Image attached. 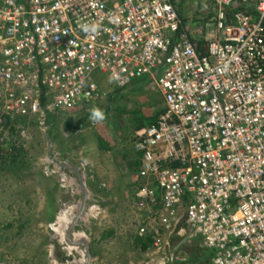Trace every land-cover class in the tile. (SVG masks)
<instances>
[{
	"label": "built area",
	"instance_id": "2783aa9c",
	"mask_svg": "<svg viewBox=\"0 0 264 264\" xmlns=\"http://www.w3.org/2000/svg\"><path fill=\"white\" fill-rule=\"evenodd\" d=\"M213 4L199 47L173 0H0V122L101 105L146 78L162 94L134 142L142 264L186 263L173 238L202 240L210 264H264V0Z\"/></svg>",
	"mask_w": 264,
	"mask_h": 264
},
{
	"label": "rangeland",
	"instance_id": "374dc122",
	"mask_svg": "<svg viewBox=\"0 0 264 264\" xmlns=\"http://www.w3.org/2000/svg\"><path fill=\"white\" fill-rule=\"evenodd\" d=\"M176 4L190 20L193 34L214 37L212 0ZM111 97L96 109L104 119L93 118V113L83 118L57 113L53 123L47 114L2 117L0 264L82 263L86 257L69 252L55 227L61 214L84 199L85 215L95 210V219L79 222L74 232L84 235L92 264H142L150 257L152 246L143 257L134 247L139 226L134 216L135 179L140 171L134 142L141 122L157 116L163 96L155 85L144 84L130 87L114 101ZM81 121L78 133L69 129ZM69 165L81 172L82 182Z\"/></svg>",
	"mask_w": 264,
	"mask_h": 264
},
{
	"label": "crops",
	"instance_id": "0c3cea01",
	"mask_svg": "<svg viewBox=\"0 0 264 264\" xmlns=\"http://www.w3.org/2000/svg\"><path fill=\"white\" fill-rule=\"evenodd\" d=\"M213 2V0H212ZM213 18H212V21H213V26L216 30V27H215V22H214V19H215V16H216V9H215V6L213 4ZM191 23H189V27ZM206 27H210V25H206ZM190 32H192V29L191 28H188ZM209 29V28H208ZM214 30V29H213ZM214 33V31H212V34ZM211 34V31L210 33ZM198 35L200 36H203L201 35L200 33H198ZM206 35H204L205 37ZM210 37V35H209ZM207 37V38H204L205 40H210V38ZM112 86V85H111ZM109 87V86H108ZM112 88V87H110ZM101 106L100 104H90V105H85L79 109H76L74 111H69V112H60L58 114H63V115H67V114H70V115H75V116H78L79 118H81L82 116H84L86 113L87 114H92L94 110L97 109V107ZM86 116V115H85ZM83 118V117H82ZM81 120H85L84 119H81ZM79 132V131H78ZM76 132V133H78ZM137 158H139L138 155H136ZM139 161V159H138ZM68 166V165H67ZM68 168H71L72 171L70 172H73L75 174V176H77V178L80 179V182H82L81 180V177H82V174L81 172L74 168L72 165H69ZM66 174V173H65ZM139 175V172L137 173L136 175V178L138 177ZM78 179V181H79ZM138 180V179H137ZM135 179V182L137 181ZM76 180V182H78ZM75 182V183H76ZM135 182H134V185H135ZM137 184V183H136ZM77 185V184H76ZM73 186V185H72ZM85 201V199H84ZM84 204V203H83ZM79 206V205H78ZM77 207V206H76ZM86 208V206H85ZM94 209H96L97 207H93ZM85 211V209H84ZM95 210H91V211H88L89 213H87V220H90L91 217H93L95 219V216H94V212ZM136 217V220H137V223L139 224L140 223V218H138L137 215H134ZM94 221V220H93ZM115 231L117 232V229H115ZM137 233V231H136ZM79 234V233H78ZM136 236H139L138 234ZM136 238V237H135ZM172 249L175 250L176 254H178L179 256L181 257H184L186 259V263H176V264H210L211 263V252L207 249L206 245L204 244V242L202 240H195L193 242H190V243H186L184 245L180 244L179 243V240L176 239V238H173L172 240ZM89 246V245H88ZM137 250H140L141 252V256L143 257L145 254V251L141 250L139 247H137L136 245L134 246ZM90 248V247H89ZM91 252V250H90ZM92 256H93V253L91 252ZM94 258V256H93Z\"/></svg>",
	"mask_w": 264,
	"mask_h": 264
},
{
	"label": "trees",
	"instance_id": "16d2710c",
	"mask_svg": "<svg viewBox=\"0 0 264 264\" xmlns=\"http://www.w3.org/2000/svg\"><path fill=\"white\" fill-rule=\"evenodd\" d=\"M173 3L177 6L178 10H179V14H180V17L182 19V23H183V28L184 30L188 33V35L190 36V38L192 39L193 43L196 45V46H202L203 44L206 43L205 39L206 37L204 36H196L195 34H193L192 32L189 31L188 28L189 27V23H190V20H188L187 16L185 15L184 12H182V7L181 5H177L176 4V0H173ZM230 14H236L238 12H245V13H249L251 15H255L253 11L249 10L248 8H244V6L242 5H239V4H234L230 7ZM144 84H151V85H154V83L152 82V80H150L149 78H146L144 80H141V81H138V82H135L134 84L128 86V87H124V88H118L116 87L113 91H112V94L110 96L112 101L116 100L119 96H121L124 92H126L127 90H129L130 87H133L135 88L137 85L140 86V85H144ZM97 104V103H95ZM106 104V103H105ZM104 104H101V106H103ZM106 106V105H105ZM160 106V109H159V112L157 114L156 117H152V118H149V119H144L142 122H141V126L140 128H144V127H150L154 124H156L159 116L163 113L164 111V102L159 104ZM100 108V107H99ZM111 109V108H110ZM55 116H52V115H49L48 114V117H47V120L48 122H55ZM84 121V120H83ZM83 121L81 122H78L74 127L69 125V129L73 132H78L82 126H83ZM102 141V140H101ZM140 159V157H139ZM139 165H141L140 161L138 163ZM153 244V238L151 236L149 237H146V238H142L140 236H136L135 238V245L137 247H139L141 250L143 251H147L148 248L150 246H152ZM211 252V251H210ZM211 257H213V254L211 252Z\"/></svg>",
	"mask_w": 264,
	"mask_h": 264
},
{
	"label": "bare ground",
	"instance_id": "6f19581e",
	"mask_svg": "<svg viewBox=\"0 0 264 264\" xmlns=\"http://www.w3.org/2000/svg\"><path fill=\"white\" fill-rule=\"evenodd\" d=\"M84 209V204L70 208V210L59 216L58 223L56 227L54 226L56 228L55 232L59 235L61 243L66 245L67 250L71 253L79 252L82 257L85 256L83 247L86 239L83 234L75 233L74 228L79 222H86L87 215H85ZM68 240H71V244H68ZM81 262L80 264H86V259H82Z\"/></svg>",
	"mask_w": 264,
	"mask_h": 264
},
{
	"label": "clouds",
	"instance_id": "9594fccd",
	"mask_svg": "<svg viewBox=\"0 0 264 264\" xmlns=\"http://www.w3.org/2000/svg\"><path fill=\"white\" fill-rule=\"evenodd\" d=\"M84 31H92V32H96L97 31V29H96V26H91L90 28L88 27V26H85L84 27ZM57 113H60V112H55V113H47V115L49 114V115H52V116H54L55 114H57ZM93 118H95V119H104L105 117H104V115L99 111V110H94L93 111Z\"/></svg>",
	"mask_w": 264,
	"mask_h": 264
},
{
	"label": "water",
	"instance_id": "95a60500",
	"mask_svg": "<svg viewBox=\"0 0 264 264\" xmlns=\"http://www.w3.org/2000/svg\"><path fill=\"white\" fill-rule=\"evenodd\" d=\"M85 206H86V200L84 201V208H85ZM68 244H71V240H68ZM84 245L86 246L85 250H84V254H85V257H86V264H92L94 258H93L92 254L90 252V248L88 246V243L85 242Z\"/></svg>",
	"mask_w": 264,
	"mask_h": 264
},
{
	"label": "flooded vegetation",
	"instance_id": "af4514ba",
	"mask_svg": "<svg viewBox=\"0 0 264 264\" xmlns=\"http://www.w3.org/2000/svg\"><path fill=\"white\" fill-rule=\"evenodd\" d=\"M70 210V209H69ZM68 211V210H67Z\"/></svg>",
	"mask_w": 264,
	"mask_h": 264
}]
</instances>
